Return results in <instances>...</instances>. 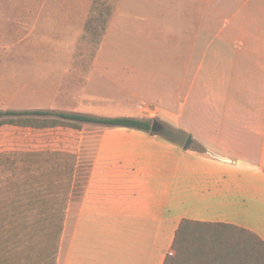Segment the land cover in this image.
Segmentation results:
<instances>
[{
    "label": "crops",
    "instance_id": "obj_1",
    "mask_svg": "<svg viewBox=\"0 0 264 264\" xmlns=\"http://www.w3.org/2000/svg\"><path fill=\"white\" fill-rule=\"evenodd\" d=\"M54 7L39 9L71 11L80 35L86 8ZM83 81L81 105L114 118L152 120L140 110L151 109L193 142L94 123L0 127L22 150H61L66 132L80 144L96 136L57 264H164L183 220L264 241V0H119Z\"/></svg>",
    "mask_w": 264,
    "mask_h": 264
},
{
    "label": "rangeland",
    "instance_id": "obj_2",
    "mask_svg": "<svg viewBox=\"0 0 264 264\" xmlns=\"http://www.w3.org/2000/svg\"><path fill=\"white\" fill-rule=\"evenodd\" d=\"M118 2L119 0H0V111L42 109L68 113L86 112L103 118L118 116L119 114L92 106L85 107L80 101L83 97V80L102 47L105 30ZM49 4L55 5L54 8L64 5L71 8L84 6L86 9L80 11L82 17L79 21L82 33L76 34V18L67 15L71 11L49 12L39 9ZM58 13L67 17H59ZM74 14H77L75 10ZM68 92L73 95V104ZM145 110L141 111L143 116L154 115L152 121L156 119L164 125V135H168V131L176 137L179 135L176 131L168 130L166 123L157 118L151 109ZM85 134L87 137L80 144V139L66 132L64 142L67 143L62 144V147L57 146L61 150H22L21 142L12 145V131L0 130V202L18 199L30 202L34 196L51 201L47 204V210L36 207L31 211L25 209V206L24 209L11 210L9 213L59 215L63 213V206L55 210L52 202L58 200L63 204L72 198L74 203L70 211L77 210L97 144L95 134L88 131ZM177 138L181 144L187 141V136L180 135ZM76 140L79 142L76 143ZM194 147L201 150L198 145ZM73 222L72 216L68 220V226L72 227ZM69 235L70 230L66 244ZM24 246L22 250L25 249L26 260L23 263L30 264L27 257L31 251L26 248L30 245L25 243ZM37 261L38 259L35 260ZM35 262L33 264H38Z\"/></svg>",
    "mask_w": 264,
    "mask_h": 264
},
{
    "label": "trees",
    "instance_id": "obj_3",
    "mask_svg": "<svg viewBox=\"0 0 264 264\" xmlns=\"http://www.w3.org/2000/svg\"><path fill=\"white\" fill-rule=\"evenodd\" d=\"M107 30L108 26L104 36ZM85 123L124 127L157 135L152 132L153 121L150 119L103 118L42 109L0 111V127L13 125L37 129L67 127L81 130ZM167 136L164 135L166 139L173 141ZM201 150L203 153L207 152L203 147ZM50 202L36 196L30 202L23 199L0 202V211L3 212L0 213V264H24L26 252L22 249L25 243L30 245L26 247L31 251L27 257L30 264L36 259L38 264H57L63 233L68 226L67 212L71 210L74 199H68L63 204L58 200L52 202L55 210L63 206V213L59 215L8 212L24 209L25 206V209L31 211L37 208L47 210ZM164 264H264V241L256 234L237 226L183 220Z\"/></svg>",
    "mask_w": 264,
    "mask_h": 264
},
{
    "label": "water",
    "instance_id": "obj_4",
    "mask_svg": "<svg viewBox=\"0 0 264 264\" xmlns=\"http://www.w3.org/2000/svg\"><path fill=\"white\" fill-rule=\"evenodd\" d=\"M152 132L156 133V134H160V133L164 132V125L156 119L153 120ZM192 142H193L192 138H188L186 143H185V146L187 148L191 147Z\"/></svg>",
    "mask_w": 264,
    "mask_h": 264
},
{
    "label": "built area",
    "instance_id": "obj_5",
    "mask_svg": "<svg viewBox=\"0 0 264 264\" xmlns=\"http://www.w3.org/2000/svg\"><path fill=\"white\" fill-rule=\"evenodd\" d=\"M141 109H142V110H141L142 112L146 111V110H145L144 108H142V107H141Z\"/></svg>",
    "mask_w": 264,
    "mask_h": 264
},
{
    "label": "flooded vegetation",
    "instance_id": "obj_6",
    "mask_svg": "<svg viewBox=\"0 0 264 264\" xmlns=\"http://www.w3.org/2000/svg\"><path fill=\"white\" fill-rule=\"evenodd\" d=\"M164 131H165V128H164Z\"/></svg>",
    "mask_w": 264,
    "mask_h": 264
}]
</instances>
